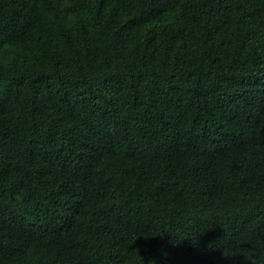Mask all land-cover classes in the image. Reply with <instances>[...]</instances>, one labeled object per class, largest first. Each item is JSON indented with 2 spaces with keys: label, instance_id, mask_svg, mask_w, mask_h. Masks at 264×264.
<instances>
[{
  "label": "trees",
  "instance_id": "1",
  "mask_svg": "<svg viewBox=\"0 0 264 264\" xmlns=\"http://www.w3.org/2000/svg\"><path fill=\"white\" fill-rule=\"evenodd\" d=\"M0 264H264V0H0Z\"/></svg>",
  "mask_w": 264,
  "mask_h": 264
}]
</instances>
